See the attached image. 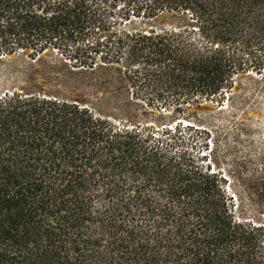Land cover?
<instances>
[{"label":"trees","instance_id":"trees-1","mask_svg":"<svg viewBox=\"0 0 264 264\" xmlns=\"http://www.w3.org/2000/svg\"><path fill=\"white\" fill-rule=\"evenodd\" d=\"M0 63V264H264V0H0Z\"/></svg>","mask_w":264,"mask_h":264},{"label":"rangeland","instance_id":"rangeland-1","mask_svg":"<svg viewBox=\"0 0 264 264\" xmlns=\"http://www.w3.org/2000/svg\"><path fill=\"white\" fill-rule=\"evenodd\" d=\"M5 66L0 63V73ZM6 81L0 74V86ZM260 118L264 119V100L262 101ZM184 125L188 122L183 121ZM186 134L191 135L188 141V146L193 147L195 151L204 156L206 161H214L218 167L222 169H230L231 161H234V152L231 149V145L228 141L224 140V137H219L215 133H211L207 136L204 133H195L194 131H186Z\"/></svg>","mask_w":264,"mask_h":264}]
</instances>
